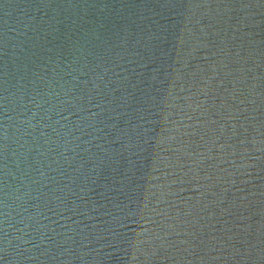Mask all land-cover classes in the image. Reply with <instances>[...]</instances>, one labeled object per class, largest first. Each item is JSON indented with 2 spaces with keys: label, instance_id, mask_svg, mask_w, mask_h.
<instances>
[{
  "label": "water",
  "instance_id": "1",
  "mask_svg": "<svg viewBox=\"0 0 264 264\" xmlns=\"http://www.w3.org/2000/svg\"><path fill=\"white\" fill-rule=\"evenodd\" d=\"M0 264H264V0H0Z\"/></svg>",
  "mask_w": 264,
  "mask_h": 264
}]
</instances>
